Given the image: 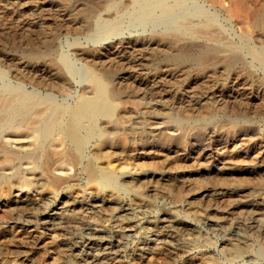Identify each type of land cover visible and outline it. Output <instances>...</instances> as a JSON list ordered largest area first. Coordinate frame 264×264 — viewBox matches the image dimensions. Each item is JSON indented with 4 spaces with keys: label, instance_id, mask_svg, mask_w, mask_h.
<instances>
[{
    "label": "rangeland",
    "instance_id": "obj_1",
    "mask_svg": "<svg viewBox=\"0 0 264 264\" xmlns=\"http://www.w3.org/2000/svg\"><path fill=\"white\" fill-rule=\"evenodd\" d=\"M53 1L0 0V93L20 92L23 88L19 87L23 86L25 89L21 91L22 93L27 92L32 96L37 93L35 94L36 97H44L45 95L47 97L52 96L57 101L71 102L79 94L82 85V83L75 81V78H80V75H74L68 67L71 62L80 68L81 73L88 76L87 78L95 75L101 76L103 70L107 69V64L108 67L110 64L113 67L115 63L120 62L123 57L120 56V53L121 55L128 54V52H121V49L127 48L125 50L130 51V44L127 42L132 38L146 36L153 29H165V25H154L155 23H150L146 28H143L139 23V25L127 26L129 29L124 27L126 29L123 28L103 38L101 43L107 45L106 48L94 50L91 53L87 52L88 55L91 54L89 57L85 53L87 48L89 46L88 50L98 48L100 43L93 42L86 37L88 33H74V31L64 28L62 24L69 17H65L63 12L59 20L56 17V2ZM169 1L174 3L175 0ZM183 1V7L186 5L184 3L188 4L183 13L171 15L178 21L177 24L183 20L186 21L183 25L182 23L179 24L180 27L178 28L186 31V33L196 32L197 37L191 38L192 43L203 45L218 43L217 47L223 49L226 47V50L231 52V56H237L239 63L236 62L233 64L234 66L231 65V70L229 66L224 67L220 62H217L216 65L219 66L220 70L216 69L217 66H215L205 79H200L201 76L193 71L190 72L189 76L186 73L184 75L180 73L178 76L176 74L175 76L169 75L170 77L165 74L166 76L163 75L165 78L157 82L156 66H158V62L161 63L163 56L153 57L152 50L146 47H142V51H132V54L126 55L121 61L126 60L125 64H128L127 61L135 64L133 69L135 66L136 68L134 71L132 69L133 73L130 72L131 69L127 68V71H119L120 75L118 74L120 77L124 73L125 79L123 77L118 79L121 81L119 85L125 88V93L119 94L118 97L123 98L120 99V102L119 100L113 102L114 107H116L112 113L113 117L116 116L115 113L119 109L117 107H121L123 102L125 104L124 108L119 109V112H124L121 113L123 118L118 122L123 124L118 127L121 133L118 132L119 135H115L112 145H101L97 141L107 134V131L113 129L111 128L113 127L112 124L104 118L103 121L107 124L102 121L98 123L102 126L97 124L99 134L94 136V139L90 138L86 143L80 154L81 162L76 163L75 166L71 165L70 173L68 172L69 169L63 171L65 176L59 173V170V172L53 171L51 166L47 164L43 147L45 142L42 143L43 146L37 149L39 153H37L36 165L39 166L35 171L32 170L33 163L28 166V163L23 160V164L20 160L14 161L12 170H5L4 168L3 171L0 169V264H264V59L261 56L264 51V0H223V2L219 0L217 4H222L224 7L218 6L216 2L207 3L205 0H190L191 3L189 0ZM230 6L233 8L237 6L234 12L238 10L237 13L240 14V17L236 16L237 14H232L233 12L231 13L233 8ZM193 7L200 10L193 9ZM120 12L122 13L123 10ZM250 14H253V17ZM129 16L132 17L131 13L125 14L126 18ZM249 17L252 18L251 22ZM255 17L256 19H254ZM260 21L262 22L260 23ZM258 23L260 24L259 27ZM205 26L210 28L206 29ZM20 28L22 29L20 30ZM40 28L45 29V31ZM46 29L49 31L46 32ZM210 29H214V31ZM10 32L11 34H9ZM18 33L24 34L18 35ZM27 33L28 35L31 34L32 37H27ZM45 33L53 34V49L55 50L53 56L57 58L55 60L59 61L58 63L62 60L68 61L66 66L72 74L69 84V88H71L62 92L65 93H61L62 97L60 95L61 90L50 88L52 91L49 92V88L43 85L44 79L45 82H48L57 77L56 71L47 65V60H29L27 58L29 54L27 50L38 38L47 35ZM210 34L215 36L212 38L213 41L207 37ZM10 35L11 38H9ZM244 41L247 42L244 43ZM22 45H25L27 50ZM78 45L79 47H77ZM81 45L82 47H80ZM115 46H118L119 51ZM144 49L146 50L144 51ZM146 51L150 54H148L149 56H147ZM81 53L84 54L81 55ZM113 55L115 58H112L111 63L110 57ZM132 55L135 56L133 60H131ZM85 56L89 59L83 58ZM106 57H108L107 62L106 59H103ZM94 58L100 59L98 62L96 61L98 64H93ZM114 59L116 60L114 61ZM100 61L102 64H99ZM97 66L98 68H96ZM94 70L95 75L93 74ZM30 71L32 72L30 73ZM140 71L142 72L140 73ZM151 73L152 75H149ZM42 74L46 76H42ZM67 75H69L68 72ZM100 76L97 77L100 78ZM193 76L197 77L194 78ZM189 79H192V84L189 83ZM35 81L37 82L35 83ZM38 81L41 83L38 84ZM84 81L83 84L88 83L87 79ZM167 82L168 84H166ZM138 86L139 90L137 89ZM146 88L147 90L153 88L150 89L151 91L155 88L156 96L154 97V91H152L153 95ZM135 89L137 90L135 91ZM129 99L130 102L136 101L142 104L135 108L133 103L129 102L130 104H128ZM179 118L185 121V123L183 122L184 129L178 128ZM10 120H13L12 116L3 120L2 124L6 122L3 125L0 122V134L6 129ZM229 120L233 122L231 123ZM128 127L131 130H127ZM132 128L136 130H132ZM184 130V133L187 132L186 134L183 133L185 139H176L178 137L176 135ZM190 130L191 132H189ZM124 131L127 132V134L125 132L126 135ZM131 131H133L132 134ZM128 134L129 136H127ZM138 135L141 137L139 138ZM150 135L154 137L151 138ZM128 137H131L129 138L131 140L128 141ZM170 137L171 141L169 140ZM6 139L7 142L8 140L14 141L12 143L9 141V144L5 146L6 148L0 150L20 147L24 154L30 151V148L24 147L27 145V139L17 138L18 141H16L15 138L11 139L9 136H6ZM40 159L41 161H39ZM99 162L102 164L101 166H99ZM87 163H94L95 176L86 170L85 165ZM103 163L107 166H103ZM107 163L110 164L109 167L111 168L108 167ZM113 163L115 165H112ZM19 167H22L23 171ZM43 167L46 168V171ZM7 170H11V173ZM49 171L54 177L60 176V181L55 182L51 179L53 176H50ZM73 171L76 173L73 174ZM16 174L18 177L15 176ZM15 177L18 181H14ZM97 180H101V182ZM61 183L63 184L61 185ZM30 203L33 204L29 205ZM58 220L60 225L54 223ZM67 247L69 248L67 249Z\"/></svg>",
    "mask_w": 264,
    "mask_h": 264
},
{
    "label": "bare ground",
    "instance_id": "obj_2",
    "mask_svg": "<svg viewBox=\"0 0 264 264\" xmlns=\"http://www.w3.org/2000/svg\"><path fill=\"white\" fill-rule=\"evenodd\" d=\"M56 3H55V8H56V17L59 18L60 20V17L61 15L63 14L64 12V15L65 17H69L68 20H65L64 24H62V26H64V28H67V30H71V31H74V33H79V34H86V37H88L90 40H93V42H98L100 43V47L98 48H91L93 50H88V47L87 48V52H93L94 50H102V49H105L107 45H102L101 43V40L103 38H106L107 36L115 33V32H118L120 31L121 29H123L124 27H127V26H133V25H136V24H140L141 26H143V28H146L147 25H149L150 23H155L154 25H157V24H163L165 25L164 26V30L163 29H153L152 32H148L149 34L146 35V36H143V37H135V38H132V40H130L129 43L130 44V51L128 50H125L127 48H120L121 46H119V48L121 49V52H128V54H132V51L133 52H136V51H139L142 49V47H146L148 49H151L153 53V57L154 56H163V59L161 61V63L158 62V66H156V71H155V74L157 75V82H159L160 80H162L163 78V75L167 74L168 76L169 75H172V76H175V74L178 76V74H182L184 75V73H186L188 76L190 75V72H193L195 71L196 73H198L201 78H206L208 77V73L211 71V70H214V67L217 66V62H220L222 64V66L226 67V66H234L233 64L238 62L239 60L236 58L237 56L233 57L231 56V52L229 53L228 50H226V47L225 49L221 48V47H217L218 46V43H214V45H203V44H195V43H192V37H197L196 36V32H188L186 33V31H182V29L180 30L178 27L179 24L182 25L186 22V21H181L179 22V24H177V20L173 17H171V15H176V13L180 14V13H183V11L185 10V7L186 5H188L187 3H184L186 5H184L185 7H183V2L181 0H175L173 1L174 3H171L169 0H54ZM53 1V2H54ZM182 3H181V2ZM190 1V0H189ZM193 1V0H192ZM190 1V3L192 2ZM207 3L210 2H216L219 3V0H205ZM223 2V0L221 1ZM220 2V3H221ZM201 4H203L202 2H200ZM205 3V4H207ZM225 3V2H224ZM196 4V3H195ZM213 4V3H212ZM226 4V3H225ZM190 5V4H189ZM193 5V4H192ZM218 5V4H217ZM219 5H222V4H219ZM218 5V6H219ZM231 5V4H230ZM59 6V7H58ZM191 6V5H190ZM198 6V5H196ZM200 6V5H199ZM204 6V5H203ZM224 7V5H222ZM226 6V5H225ZM228 6V5H227ZM221 7V6H220ZM233 8V6H230ZM237 8V6H235ZM235 7L232 9L233 11H231L232 14H237L236 16H239L240 17V14L236 12H234V9ZM196 9L197 7H193V9ZM198 9V8H197ZM231 9V8H230ZM240 9V8H239ZM260 9V8H259ZM123 12L121 13L120 11ZM200 10V9H198ZM99 11V14L97 15V12ZM230 11V10H229ZM55 12V11H53ZM255 12V10H254ZM127 13H131V16L132 17H125V14ZM230 13V14H231ZM55 14V13H53ZM52 14V17L54 16ZM239 14V15H238ZM24 15V14H23ZM25 16V15H24ZM128 16V15H127ZM235 16V18H236ZM242 16V15H241ZM250 16L253 17V14ZM255 16V15H254ZM257 16V15H256ZM39 17V16H38ZM54 17V18H56ZM191 17V16H190ZM234 17V16H233ZM260 17V16H259ZM42 18V17H41ZM57 18V20H58ZM202 18V17H201ZM64 19V18H62ZM94 19V20H93ZM216 19V18H215ZM240 19V18H238ZM252 19V18H251ZM250 17H249V21L251 20ZM256 19V17L254 18ZM253 19V20H254ZM260 19V18H259ZM54 20V19H53ZM56 20V19H55ZM176 20V21H175ZM186 20V19H185ZM242 20V19H241ZM252 20V21H253ZM263 20V19H262ZM135 21V22H134ZM232 21V20H231ZM236 21V20H235ZM60 22V21H59ZM134 22V23H133ZM207 22V21H206ZM209 22V21H208ZM211 22V21H210ZM233 22V21H232ZM251 22V21H250ZM255 22V21H254ZM253 22V24H254ZM259 22V21H258ZM262 21H260L261 23ZM51 23V22H50ZM62 23V21H61ZM238 23V22H237ZM46 24V23H45ZM56 24V23H55ZM138 24V25H139ZM189 24V23H188ZM191 24V23H190ZM6 25V24H5ZM244 25V24H243ZM246 25V24H245ZM258 27L260 26V24L258 23L257 24ZM263 25V24H262ZM261 25V26H262ZM14 26V25H13ZM22 26V25H21ZM207 26V25H206ZM206 29L210 28V27H206ZM218 26V25H217ZM252 26V25H251ZM264 26V25H263ZM12 27V26H11ZM10 27V28H11ZM24 27V26H23ZM48 27V26H46ZM50 27V26H49ZM54 27V26H53ZM157 27V26H155ZM191 27V26H190ZM248 28V26H245ZM255 27V26H254ZM5 28V26H4ZM15 28V27H13ZM27 28V27H26ZM32 28V27H30ZM29 28V30H31ZM51 28V27H50ZM49 28V29H50ZM128 28V27H127ZM133 28V27H132ZM142 28V29H143ZM150 28V27H148ZM204 28V29H205ZM244 28V27H242ZM261 28V27H260ZM1 29H2V26H1ZM6 29V28H5ZM18 29V28H17ZM22 28H20L21 30ZM35 29V28H34ZM33 29V30H34ZM42 29V28H40ZM49 29L47 30L46 29V32L49 31ZM126 29V28H124ZM129 29V28H128ZM127 29V30H128ZM203 29V30H204ZM205 29V30H206ZM212 29V28H211ZM210 29V30H211ZM16 30V29H15ZM45 31V29H42ZM50 30H53V29H50ZM134 30V29H133ZM140 30V29H139ZM246 30V29H245ZM263 30V29H262ZM1 31V30H0ZM11 32H14L12 30H9ZM26 31V30H24ZM40 31V30H38ZM136 31V29H135ZM211 31H214L211 30ZM210 31V32H211ZM242 31H244L242 29ZM248 31V30H247ZM256 31V30H255ZM264 31V30H263ZM7 32V31H6ZM11 32L9 34H11ZM18 32V31H17ZM22 32V31H21ZM28 32V31H27ZM35 32V30H34ZM53 33V31H51ZM57 32V31H56ZM131 32V31H130ZM134 32V31H133ZM141 32V31H140ZM147 32V31H146ZM209 32V33H210ZM218 32V31H217ZM220 32V31H219ZM25 33V32H24ZM24 33H20V34H24ZM29 33V32H28ZM27 33V35H28ZM32 33V31H31ZM40 33V32H39ZM50 33V34H47V35H42L41 38H38L37 41H35V43L27 50L25 45H22L25 47V49L27 50V53H29L27 55V58L29 60H47L49 67L54 69L56 71V78L52 81H48V82H45V79L43 80V85L44 86H47L50 90L49 92H51L52 90L51 89H58V90H61L60 92V95L62 97V94H65V93H62L64 92L65 90H67L69 88V84H70V77H71V72L74 73V75H77L79 74L80 75V78L77 79V77L75 78L76 82H79V83H82L81 87H80V90H79V94L76 95L75 97V100H72L71 102H66L65 100H61V101H57V99H55L54 97L52 96H45L44 97H36L35 94L37 93H34V96L30 95L29 93L25 92V93H22L21 91L23 89H25L23 86L22 87H19V88H23L20 92L19 91H8L6 93H0V112H2V114H0V122L2 124V121L5 120L8 116H12L13 120H10V122L6 125V129H4V131H2V133L0 134V149H4L5 146H7V144H9V141L8 142L6 141V136H9L11 139L15 138L16 141H18V139H21L23 140V138L27 139V145L25 144H22L24 147H27V148H30V151L26 152L24 154V152L22 151L23 149L22 148H18V147H15L17 149H12L9 148V149H6V150H0V159L2 158V161H0V169H11L14 167V161L16 160H20L22 162L25 161V163L27 162L28 163V166L30 163H33V166H32V170L35 171L36 169H38L36 165V160L38 158V154L39 153V150L37 152V149L42 145L43 142H45V145L43 146L44 147V156L46 158V160L49 162H47V164H49L51 166V168L53 169V171L56 170V172L58 171L59 173H61L62 175L63 174V171L64 170H68V172L70 171V167L71 165H74L76 163H80V154L82 153L86 143L89 141L90 138H93L94 136H97L99 134V132H97V124L98 123H101L100 121L102 122H105L103 121L104 118H106V121L111 123L113 127V129H111L109 132L107 131L105 135H103L101 137V139L97 140L99 141L98 143H100L101 145H105V144H109V145H112L111 143L113 142L114 143V137L115 135H119L118 132L120 130V128H118L120 125H123V124H120L118 123L119 121H121V119L123 118L121 116V113L123 111H120L119 112V109L121 110V107L124 108V104L125 102H123V104L121 105V107H117L119 108L118 111H116L117 113L115 117H113V110H115L116 107H114L113 105V102H115L116 100H119L120 102V99H123V98H119V94L121 92H124V89L122 85H119L121 81H119V79H121L123 77V74L122 76L119 77V71H124L126 70L127 68L130 70V72L132 71L133 69V66L135 64H131L130 62L127 61L128 64H125L126 60L125 61H121L123 60V58L126 57V55L128 54H124V55H121L120 53V56H123L122 59L120 60V62L118 61V63H115L114 61L116 59H114V66L111 67V64L110 66L108 67V64H107V69L103 70V73L102 75H97V76H100L97 77L95 75V70H94V75L95 76H92V77H89L87 78L88 76H86L84 73H81L80 71V68L76 67V65H73V64H69V69L71 72H69L68 68H67V62L68 61H65V60H62L60 61V63H58L55 58H54V54H55V50L53 49V34ZM73 33V32H72ZM137 33V32H136ZM145 33V32H144ZM212 33V32H211ZM237 33V32H236ZM16 34V33H15ZM18 33V35H20ZM34 34V33H33ZM37 34V33H35ZM41 34H43L41 32ZM78 34V35H79ZM134 34V33H133ZM31 34H29L27 37H29ZM131 35V34H130ZM139 35V34H138ZM215 35V33H214ZM4 36V35H3ZM17 36V35H16ZM26 36V35H25ZM36 36V35H35ZM55 36V35H54ZM136 36V35H135ZM236 36V35H235ZM242 36V35H241ZM244 36V35H243ZM246 36V34H245ZM260 36V35H259ZM12 36L10 35L9 38H11ZM18 37V36H17ZM24 37V36H23ZM32 36H30L31 38ZM34 37V36H33ZM37 37V36H36ZM39 37V36H38ZM111 37V36H110ZM207 37L209 38V40H212L213 41V34H210L209 36L207 35ZM258 37V36H256ZM255 37V38H256ZM29 38V40H30ZM129 38V37H128ZM243 38V37H242ZM13 39H14V35H13ZM20 39V38H19ZM31 39V40H33ZM100 39V40H99ZM206 39V38H205ZM22 40V39H20ZM129 40V39H127ZM126 40V41H127ZM195 40V39H194ZM215 40V39H214ZM255 40V39H254ZM253 40V41H254ZM259 40V39H258ZM261 40V38H260ZM12 41V40H11ZM14 41V40H13ZM24 41V40H23ZM57 41V40H56ZM125 41V42H126ZM197 41V40H196ZM200 41V40H199ZM211 41V42H212ZM217 41V40H216ZM20 42V41H19ZM17 42V43H19ZM27 41L25 40V43ZM29 42V41H28ZM33 42V41H32ZM118 42V40H117ZM215 42V41H214ZM247 42V41H246ZM244 41V43H246ZM250 42V41H249ZM261 42V41H260ZM263 42H264V39H263ZM57 43V42H56ZM89 43V42H88ZM113 43V42H112ZM110 43V44H112ZM206 43V42H204ZM235 43V42H234ZM16 44V42H15ZM21 44V43H19ZM24 44V43H23ZM59 44V43H58ZM75 44V42H74ZM81 44V43H80ZM209 44V43H208ZM251 44V43H250ZM248 44V45H250ZM262 44V43H261ZM260 44V45H261ZM30 45V44H29ZM73 45V43H72ZM76 45V44H75ZM83 45V44H82ZM82 45L80 47H82ZM118 45V44H116ZM128 45V44H126ZM216 45V46H215ZM220 45V44H219ZM242 45V44H241ZM264 45V44H263ZM13 46V45H12ZM112 46V45H111ZM221 46V45H220ZM225 46V45H224ZM240 46V45H239ZM243 46V45H242ZM246 46V45H245ZM244 46V47H245ZM252 46V45H251ZM254 46V44H253ZM19 47V46H17ZM28 47V46H27ZM79 47V45L77 46ZM94 47V46H92ZM110 47V46H109ZM117 47V50H118V46H115ZM114 47V48H115ZM123 47V46H122ZM125 47V46H124ZM256 47V46H255ZM13 48V47H12ZM85 48V47H84ZM112 48V47H111ZM129 48V47H128ZM239 48V47H238ZM237 48V49H238ZM254 48V47H253ZM18 49V48H17ZM24 49V50H25ZM59 49V48H58ZM81 49V48H80ZM246 49V48H245ZM259 49V48H258ZM264 49V48H263ZM116 50V49H115ZM146 49H144L145 51ZM78 51V50H77ZM81 51V50H80ZM80 51H79V55H80ZM119 51V50H118ZM117 51V52H118ZM142 51V50H141ZM140 51V52H141ZM143 51V52H144ZM233 51V50H232ZM236 51V50H235ZM238 51V50H237ZM250 51V50H249ZM255 51V49H254ZM25 52V51H24ZM147 52V56H149L150 54ZM145 52V53H146ZM150 52V51H149ZM234 52V51H233ZM251 52V51H250ZM95 53V52H94ZM138 53V52H137ZM144 53V54H145ZM238 53V52H237ZM243 53V52H242ZM252 53V52H251ZM84 53H81V55H83ZM93 54V53H92ZM113 54V53H112ZM119 54V52L117 53ZM115 54V55H117ZM136 54V53H134ZM133 54V55H134ZM139 54V53H138ZM141 54V53H140ZM149 54V55H148ZM250 54V53H248ZM253 54V53H252ZM76 55V53H75ZM86 55V54H85ZM94 55V54H93ZM132 55V56H133ZM142 55V54H141ZM233 55V53H232ZM255 56V54H253ZM257 55H258V52H257ZM67 56V55H66ZM87 56H91V54L88 55L87 53ZM83 57V58H86L87 60L89 59V57ZM95 56V55H94ZM106 56V55H105ZM118 56V55H117ZM131 56V55H130ZM221 56V57H220ZM239 56V55H238ZM242 56V55H241ZM251 56V55H250ZM249 56V57H250ZM260 56V55H259ZM263 59H264V51H263ZM23 57V55H22ZM114 57L111 56V63H112V58ZM138 57V56H137ZM152 57V56H151ZM256 57V56H255ZM24 58V57H23ZM79 58V57H78ZM82 58V57H81ZM80 58V59H81ZM92 58V57H91ZM107 58H103V59H106V62H107ZM115 58V57H114ZM117 58V57H116ZM129 58V57H128ZM127 58V59H128ZM131 58V57H130ZM135 58V56H133V58H131V60H133ZM148 58V57H147ZM150 58V57H149ZM157 58V57H156ZM243 58V57H242ZM254 58V57H253ZM258 58V57H257ZM77 59V58H76ZM95 59V58H94ZM141 59H142V56H141ZM240 59V58H239ZM61 60V59H59ZM68 60V59H67ZM92 60V59H90ZM100 60V59H98ZM98 60H94L95 62L93 64H96L98 62ZM118 60V59H117ZM155 60V59H154ZM153 60V61H154ZM157 60V59H156ZM244 60V59H243ZM257 60V59H256ZM255 60V61H256ZM262 60V58H261ZM26 61V60H25ZM84 61V60H82ZM97 61V62H96ZM105 61V60H104ZM109 61V60H108ZM137 61V59H136ZM139 61V60H138ZM151 61V60H150ZM249 61V60H248ZM91 62V61H90ZM89 62V64H90ZM140 62V61H139ZM142 62V61H141ZM246 62V61H245ZM260 62V61H258ZM264 62V61H263ZM36 63V62H35ZM45 63V62H44ZM78 63V62H76ZM88 63V62H86ZM102 64V61L99 62V64ZM134 63V62H133ZM136 63V62H135ZM145 63V62H144ZM147 63V62H146ZM150 63V62H149ZM239 63V62H238ZM15 64V63H14ZM42 64V63H41ZM98 64V63H97ZM106 64V63H104ZM148 64V63H147ZM146 64V65H147ZM261 64H262V61H261ZM33 65V64H32ZM126 65V66H125ZM128 65V66H127ZM154 65V64H153ZM152 65V66H153ZM257 65V64H256ZM12 66V65H11ZM31 66V64H30ZM36 66V65H35ZM46 66V64H45ZM43 65V67H45ZM78 66V65H77ZM85 66V65H83ZM89 66V65H87ZM86 66V67H87ZM91 66V64H90ZM89 66V67H90ZM93 66V65H92ZM99 66V65H98ZM98 66L96 68H98ZM141 66V64H140ZM148 66V65H147ZM264 66V65H263ZM243 67V66H242ZM262 67V66H261ZM16 68V67H15ZM33 70H34V67H32ZM31 68V69H32ZM38 68V67H37ZM40 68V67H39ZM92 68V67H91ZM100 68V66H99ZM106 68V67H105ZM136 68V66H135ZM134 68V69H135ZM151 68V66H150ZM247 68H251V67H247ZM264 68V67H263ZM47 69V68H46ZM90 69V68H89ZM101 69V68H100ZM133 69V71H134ZM216 69H219V66H217ZM230 69L232 70V67H230ZM234 69V67H233ZM236 71L237 68H235ZM239 69V68H238ZM242 69V68H241ZM240 69V70H241ZM246 69V68H245ZM28 70V69H27ZM40 70V69H39ZM43 70V69H42ZM41 70V72H42ZM86 70V69H85ZM91 70V69H90ZM99 70V69H98ZM102 70V69H101ZM128 70V71H129ZM149 70V69H148ZM155 70V69H154ZM220 70V69H219ZM226 70V69H224ZM251 70V69H250ZM249 70V71H250ZM253 70V69H252ZM261 70V69H260ZM44 71V70H43ZM89 71V70H87ZM127 71V70H126ZM132 71V73H133ZM138 72V70H136ZM147 71V70H146ZM150 71V70H149ZM218 71V70H217ZM229 71V70H228ZM29 72V71H28ZM32 71H30L31 73ZM40 72V73H41ZM48 72V71H47ZM67 72L69 73V75H67ZM93 72V71H92ZM91 72V74H92ZM142 71H140L141 73ZM213 72V71H212ZM215 72V71H214ZM219 72V71H218ZM226 72V71H225ZM135 73V72H134ZM139 73V72H138ZM146 73V72H145ZM217 73V72H216ZM234 73H235V70H234ZM237 73V72H236ZM239 73V71H238ZM243 73V72H242ZM240 73V74H242ZM247 73V72H246ZM245 73V74H246ZM250 73V72H249ZM17 74V73H16ZM19 74V73H18ZM34 74V72H33ZM32 74V75H33ZM35 74H38V73H35ZM53 74V72H52ZM55 74V73H54ZM90 74V76H91ZM119 74V75H118ZM194 74V73H193ZM218 74V73H217ZM227 74H229L227 72ZM29 75V73H28ZM27 75V76H28ZM48 75V74H47ZM130 75V74H129ZM128 75V76H129ZM139 75V74H138ZM149 75H152L149 74ZM192 75V74H191ZM26 76V77H27ZM34 76V75H33ZM42 76H46V75H43ZM53 76V75H51ZM50 76V77H51ZM55 76V75H54ZM131 76V75H130ZM166 76V75H165ZM198 76V75H197ZM197 76H193L194 78H196ZM238 76V75H237ZM22 77V76H20ZM31 77V76H30ZM28 77V78H30ZM36 77V75H35ZM40 77V76H39ZM170 77V76H169ZM199 77V76H198ZM232 77V76H231ZM242 77V76H241ZM119 78V79H118ZM124 78V77H123ZM128 78V77H127ZM130 78V77H129ZM176 78V77H175ZM192 78V77H191ZM38 79V78H36ZM40 79V78H39ZM51 79V78H49ZM88 81V83H85L83 84L86 80ZM116 79H118L116 81ZM125 79V78H124ZM140 79V78H139ZM146 79V78H145ZM149 79V77H148ZM153 79V78H152ZM159 79V80H158ZM177 79V78H176ZM182 79V78H181ZM33 80V78H32ZM31 80V81H32ZM48 80V79H47ZM127 80V79H126ZM132 80V79H131ZM134 80V79H133ZM166 80V79H165ZM170 80V78H169ZM168 80V81H169ZM172 80V79H171ZM174 80V79H173ZM172 80V81H173ZM179 80V79H178ZM177 80V81H178ZM183 80V79H182ZM198 80V79H197ZM30 81V79H29ZM40 81V80H39ZM38 81V84H40L41 82ZM123 83H124V80H122ZM129 81V80H128ZM151 81V80H150ZM164 81V80H163ZM162 81V82H163ZM210 81V80H209ZM207 81V82H209ZM223 81V80H222ZM237 81V80H236ZM33 82V81H32ZM37 81H35L36 83ZM126 82V81H125ZM132 82V81H131ZM130 82V83H131ZM153 82V81H152ZM155 82V80H154ZM166 82V81H165ZM179 82V81H178ZM204 82V81H203ZM206 82V81H205ZM239 82V81H238ZM26 83V82H25ZM29 83V82H28ZM127 83V82H126ZM125 83V84H126ZM177 83V82H176ZM189 83L192 84L193 81L192 79H189ZM6 84V83H5ZM30 84V83H29ZM124 84V85H125ZM134 84V82H133ZM157 84V83H156ZM164 84V83H162ZM168 84V82L166 83ZM175 84V83H174ZM173 84V85H174ZM186 84V83H185ZM35 85V84H33ZM72 85V84H71ZM127 85V84H126ZM131 85V84H130ZM171 85V84H170ZM195 85V84H194ZM6 86V85H5ZM11 86V85H10ZM38 86V85H36ZM35 86V87H36ZM40 86V85H39ZM42 86V85H41ZM134 86V85H132ZM136 86V84H135ZM166 86V85H165ZM202 86V85H201ZM205 86V85H204ZM32 87V86H31ZM160 87V86H159ZM164 87V86H163ZM169 87V86H168ZM191 87V86H190ZM189 87V88H190ZM199 87V86H198ZM244 87V86H243ZM16 88V87H15ZM34 88V87H33ZM51 88V89H50ZM71 88V87H70ZM69 88V89H70ZM135 88V87H134ZM139 88V86L137 87V89ZM7 89V88H6ZM17 89V88H16ZM28 89V88H27ZM47 89V88H46ZM135 89V91L137 90ZM150 89H153V88H150ZM146 90L147 91H151V90ZM182 89V88H181ZM185 89H187L185 87ZM197 89V88H196ZM4 90V89H3ZM2 90V91H3ZM33 90V89H32ZM38 90V89H37ZM40 90V89H39ZM73 90V89H71ZM70 90V91H71ZM139 90V89H138ZM145 90V91H146ZM154 90H156L154 88ZM152 90V91H154ZM25 91V90H24ZM23 91V92H24ZM45 91V90H44ZM134 91V90H133ZM144 91V90H143ZM152 91L150 93H152ZM182 91V90H181ZM1 92V91H0ZM72 92V91H71ZM74 92V91H73ZM159 92V90H158ZM157 92V93H158ZM174 92V91H173ZM194 92V91H193ZM206 92V91H205ZM232 92V91H231ZM31 93V92H30ZM43 93V92H42ZM62 93V94H61ZM68 93V92H67ZM66 93V94H67ZM125 93V92H124ZM135 94V92H133ZM137 93V92H136ZM155 95H154V94ZM152 94L154 95V97L156 96V92L154 91ZM195 93V92H194ZM204 93V92H202ZM210 93V92H209ZM52 94V93H51ZM56 94V93H55ZM146 94V93H145ZM149 94V93H148ZM173 94V93H172ZM188 94V92H187ZM201 94V93H200ZM206 94V93H205ZM204 94V95H205ZM40 95V94H39ZM43 95V94H42ZM58 95V94H57ZM142 95V94H141ZM159 95V94H158ZM203 95V96H204ZM64 96V95H63ZM147 96V95H146ZM151 96V94H150ZM202 96V95H201ZM224 96V95H223ZM59 97V96H58ZM65 97V96H64ZM127 97V96H126ZM130 97V96H129ZM227 97V96H226ZM150 98V97H149ZM196 98V97H195ZM222 98V97H221ZM131 99V98H130ZM130 99L128 101V104L130 103H133V106L136 108L138 106H140V104L142 103H139V102H130ZM174 99V98H173ZM125 100V99H124ZM135 100V98H134ZM140 100V99H139ZM160 100V99H159ZM164 100V99H163ZM192 100V99H191ZM198 100V99H197ZM138 101V100H137ZM141 101V100H140ZM220 101V100H219ZM130 102V103H129ZM142 102V101H141ZM186 102V101H185ZM188 102V101H187ZM201 102V101H200ZM199 102V103H200ZM215 102V101H214ZM218 102V101H217ZM242 102V101H241ZM157 103V102H156ZM213 103V102H212ZM211 103V104H212ZM219 103V102H218ZM220 103H222L220 101ZM219 103V104H220ZM239 103V102H238ZM16 104V106H15ZM118 104V103H117ZM165 104V103H164ZM170 104V103H169ZM186 104V103H185ZM184 104V105H185ZM193 104V103H191ZM197 104V103H196ZM203 104V103H201ZM200 104V105H201ZM217 105V103H214ZM181 105V104H180ZM213 106V105H211ZM155 107V106H153ZM152 107V108H153ZM161 107V106H160ZM177 107V106H176ZM185 107V106H183ZM193 107V106H192ZM243 107V106H242ZM114 108V109H112ZM178 108V107H177ZM187 108V107H186ZM196 108V107H195ZM212 108V107H210ZM215 108V106H214ZM213 108V109H214ZM185 109V108H184ZM191 109V108H190ZM218 109V108H217ZM223 109V108H222ZM124 110V109H123ZM146 110V108H145ZM148 110V109H147ZM158 110V109H157ZM210 110V109H209ZM224 110V109H223ZM151 111V109H150ZM154 111V110H153ZM211 111V110H210ZM214 111V110H213ZM218 111V110H216ZM124 113V112H123ZM122 113V114H123ZM114 114V115H115ZM180 114V113H179ZM124 116V115H123ZM127 117V116H126ZM125 117V118H126ZM145 117V116H144ZM155 118V117H154ZM153 118V119H154ZM171 118V117H170ZM143 119V117H142ZM145 119V118H144ZM149 119V118H148ZM209 119V118H208ZM105 120V119H104ZM126 121V120H125ZM231 121V120H229ZM124 122V121H123ZM155 122V121H154ZM159 122V121H158ZM175 122V121H174ZM183 122L185 123V121H183L182 119L179 118V123L177 124L178 125V128L179 129H184V126H183ZM217 122V121H216ZM233 121H231L232 123ZM234 122H236L234 120ZM6 123V122H5ZM3 123V124H5ZM108 123V124H109ZM125 123V122H124ZM156 123V122H155ZM187 123V122H186ZM239 123H241L239 121ZM238 123V124H239ZM2 124V125H3ZM105 124H107L105 122ZM134 124V123H133ZM149 124V123H148ZM99 125V124H98ZM101 125V124H100ZM99 125V126H100ZM118 125V126H117ZM147 125V124H146ZM171 125V124H170ZM173 125V124H172ZM171 125V126H172ZM176 125V124H175ZM174 125V126H175ZM193 125V124H192ZM224 125V124H223ZM235 125V124H234ZM1 126V125H0ZM102 126V125H101ZM109 126V125H108ZM173 126V127H174ZM191 126V125H190ZM195 126V125H194ZM193 126V127H194ZM201 126V125H200ZM226 126V125H225ZM3 127V126H2ZM135 127V126H134ZM137 127V126H136ZM135 127V128H136ZM233 127V126H231ZM238 127V125H237ZM5 128V127H4ZM104 128V127H103ZM110 128V127H109ZM122 128V127H121ZM125 128V127H124ZM134 128V129H135ZM165 128V127H164ZM177 128V127H176ZM175 128V129H176ZM192 128V126L190 127ZM198 128V127H197ZM236 128V127H235ZM105 129V128H104ZM130 127H128L127 130H129ZM132 128V130H134ZM174 129V130H175ZM187 129V127H186ZM185 129V130H186ZM189 129V128H188ZM220 129V128H219ZM218 129V130H219ZM131 130V129H130ZM136 130V129H135ZM164 130V129H163ZM172 130V129H171ZM178 130V129H177ZM176 130V131H177ZM185 130L182 132V133H179L178 137H176V139L180 140L181 138H183V135L186 134L184 133ZM194 130V128H193ZM201 130V129H200ZM102 131V130H101ZM161 131V130H160ZM173 131V130H172ZM199 131V130H198ZM126 131H124V134H125ZM133 131H131V134H132ZM156 132V131H155ZM180 132V131H179ZM191 132V130L189 131ZM232 132V131H231ZM121 133V132H119ZM160 133V132H159ZM184 133V134H183ZM127 134V132H126ZM125 134V135H126ZM151 134V133H150ZM190 134V133H189ZM201 134V133H200ZM208 134V133H207ZM116 135V136H117ZM123 135V134H122ZM136 135V134H135ZM144 135V134H143ZM142 135V136H143ZM157 136V133L155 134ZM171 135V134H170ZM188 135V134H187ZM192 135V134H191ZM194 135V133H193ZM124 136V135H123ZM129 136V134L127 135ZM139 136V135H138ZM151 136V135H150ZM149 136V137H150ZM134 137V136H133ZM132 137V138H133ZM141 136H139L140 138ZM145 137V135H144ZM154 137V136H151V138ZM18 138V139H17ZM131 137H128V141L131 140L129 139ZM169 138V137H168ZM94 139V138H93ZM118 139V138H117ZM116 139V140H117ZM147 139V138H146ZM150 139V138H148ZM185 138H183L184 140ZM188 139V138H187ZM137 140V139H136ZM167 140V139H166ZM171 141V137L169 139ZM182 140V141H183ZM14 141V140H13ZM13 141H10L11 143ZM96 141V142H97ZM140 141V140H139ZM146 141V140H145ZM162 141V140H161ZM176 141V140H175ZM20 142V141H19ZM120 142V141H119ZM131 142V141H130ZM128 142V143H130ZM158 142V141H157ZM216 142V141H215ZM97 143V144H98ZM125 143V142H123ZM172 143V142H171ZM180 143V142H179ZM182 143V142H181ZM6 144V145H5ZM96 144V143H95ZM121 144V143H119ZM21 145V147H22ZM118 145V144H117ZM20 146V144H19ZM88 146V145H87ZM106 146V145H105ZM114 146V145H113ZM95 147V145H94ZM6 148V147H5ZM96 148V147H95ZM102 148V147H101ZM105 148V147H104ZM113 148V147H111ZM110 149V148H109ZM28 150V149H27ZM42 150V149H40ZM100 150V149H99ZM184 150V149H183ZM86 151V150H85ZM95 151V150H94ZM103 151V150H102ZM106 151V150H105ZM96 152V151H95ZM97 152H100V151H97ZM115 152V151H114ZM122 152V151H121ZM129 152V151H128ZM101 153V152H100ZM103 153V152H102ZM124 153V152H122ZM87 154V153H86ZM95 154V153H94ZM40 155V154H39ZM106 155V154H105ZM100 156H103V155H100ZM206 156V155H205ZM84 157V156H83ZM204 158V157H203ZM121 159V158H120ZM122 160V159H121ZM41 161V159L39 160ZM38 161V162H39ZM42 161H43V158H42ZM117 161V160H115ZM176 161V160H175ZM44 162V161H43ZM98 162V160H97ZM96 162V163H97ZM111 162V161H110ZM109 162V163H110ZM118 162V161H117ZM116 162V163H117ZM42 163V162H41ZM106 163V162H105ZM107 163L108 164V167L110 166V164L112 163ZM115 163V162H114ZM112 164V165H115V164ZM176 163V162H175ZM20 164V162H19ZM18 164V165H19ZM23 164V162L21 163ZM43 164V163H42ZM94 164V163H93ZM92 163H87L85 165V168L86 170L89 172V174L91 175H94V172H96L94 170V166ZM99 166H101L102 164L99 162ZM174 164V163H173ZM27 165V164H25ZM98 165V164H96ZM111 165V166H112ZM175 165V164H174ZM31 166V165H30ZM49 166V167H50ZM84 166V165H83ZM82 166V167H83ZM103 166H107L106 164L103 163ZM18 167V166H17ZM27 167V166H26ZM45 167V166H44ZM43 169L45 170L46 168ZM113 167V166H112ZM119 167V166H117ZM116 167V168H117ZM179 167V166H178ZM22 169L23 171V168L22 167H19ZM18 168V169H19ZM30 168V167H29ZM103 168V167H102ZM106 168V167H105ZM111 168V167H109ZM121 168V167H120ZM174 168H176L174 166ZM223 168V167H221ZM73 169V168H71ZM220 169V168H219ZM218 169V170H219ZM224 169V168H223ZM228 169V168H227ZM11 170H7V171H11ZM50 170V169H49ZM75 170V169H74ZM118 170V168H117ZM222 170V169H221ZM4 171V170H3ZM21 171V170H20ZM21 171V172H22ZM30 171V170H29ZM39 172V170H37ZM41 171V170H40ZM46 171V170H45ZM72 171V170H71ZM98 171V170H97ZM116 171V169H115ZM6 172V171H5ZM32 172V171H31ZM37 172V173H38ZM50 172V171H49ZM218 172V171H217ZM4 173V172H3ZM11 173V172H10ZM52 172H50L51 174ZM70 173V172H69ZM76 171L74 172L73 171V174H75ZM78 173V172H77ZM80 173V172H79ZM103 173V172H102ZM45 174V173H44ZM47 174V173H46ZM54 174V173H53ZM83 174V173H82ZM96 174V173H95ZM98 174V173H97ZM32 175V174H31ZM4 176V175H3ZM14 176V175H13ZM12 176V177H13ZM15 176L18 177V175L16 174ZM34 176V174H33ZM32 176V177H33ZM42 176V175H41ZM50 176H53L52 174ZM48 176V177H50ZM65 176V175H64ZM63 176V177H64ZM77 176V174H76ZM95 176V175H94ZM15 177L14 181H18L16 180ZM60 177V176H59ZM57 177V176H53V179L55 182L57 181H60V178ZM67 177V176H66ZM75 177V176H74ZM91 177V176H90ZM96 177H98L96 175ZM107 177V176H106ZM40 178V177H39ZM104 178V177H103ZM30 179V177H29ZM28 179V180H29ZM47 179V178H46ZM45 179V180H46ZM50 179V180H51ZM67 179V178H66ZM76 179V177H75ZM91 179V178H90ZM89 179V180H90ZM182 179V178H181ZM180 179V180H181ZM26 180V179H25ZM37 180V179H36ZM44 180V179H43ZM42 180V181H43ZM51 180V181H53ZM93 180V179H92ZM108 180V179H107ZM177 180V179H176ZM186 180V179H185ZM65 181V180H64ZM70 181V180H69ZM97 181H100L101 180H97ZM112 181V180H111ZM169 181V180H168ZM10 182V181H9ZM26 182V181H25ZM30 182V181H29ZM45 182V181H44ZM49 182V181H48ZM54 182V183H55ZM67 182V181H66ZM104 182H106L104 180ZM113 182V181H112ZM42 184V182H39ZM53 183V185H54ZM65 183V182H63ZM61 183V185L63 184ZM70 183V182H69ZM88 183V182H87ZM171 183V182H170ZM27 184V183H26ZM40 184V185H41ZM56 184V183H55ZM60 185V183H58ZM180 184V183H179ZM8 185V184H7ZM18 185V184H17ZM39 185V184H38ZM58 185V186H59ZM111 185V184H110ZM57 186V185H56ZM57 186V187H58ZM102 190V188H101ZM214 193V192H213ZM139 196V195H138ZM109 197V196H108ZM225 197V196H224ZM231 198V197H230ZM27 199V198H26ZM30 202V201H29ZM33 202V201H32ZM27 203V202H26ZM44 203V202H43ZM116 203V202H115ZM33 204V203H32ZM31 203L29 205H32ZM38 204V203H37ZM40 204V203H39ZM38 204V205H39ZM28 205V203H27ZM252 214V213H251ZM132 216V215H131ZM70 217V216H69ZM117 219V218H116ZM121 221V220H120ZM53 222V221H51ZM61 222V221H60ZM87 222V221H86ZM179 222V221H178ZM57 224L60 225L59 223V220L57 222H54ZM63 223V222H62ZM167 223V222H166ZM170 223V222H169ZM66 224V223H65ZM86 224V223H85ZM248 224V223H247ZM52 225V224H51ZM55 225V224H54ZM88 225V224H87ZM162 225V224H161ZM160 225V227H161ZM165 225V224H163ZM174 225V224H173ZM45 226V225H44ZM64 226V225H63ZM122 226V225H121ZM170 226V225H169ZM91 227V226H90ZM172 227V226H171ZM62 228H65V227H62ZM86 228V227H85ZM255 228V227H254ZM165 229V228H164ZM182 229V228H181ZM98 230V229H97ZM187 230V229H186ZM92 231V230H90ZM256 231V230H255ZM88 233V232H87ZM91 233V232H89ZM93 234V233H92ZM91 234V236H92ZM240 234V233H239ZM59 235V234H58ZM83 235V234H82ZM96 235V234H95ZM94 235V236H95ZM103 235V234H102ZM88 236V234H87ZM90 236V237H91ZM101 236V235H100ZM108 236V235H106ZM241 236V235H240ZM89 237V238H90ZM93 237V236H92ZM96 237V236H95ZM106 238V237H105ZM161 240V239H160ZM67 241V240H66ZM123 241V240H122ZM156 241V240H155ZM239 241V240H238ZM75 242V241H74ZM73 242V243H74ZM78 242V241H77ZM115 243V242H114ZM67 245V244H66ZM66 245H64L66 247ZM89 245V244H88ZM72 246V245H71ZM70 247V246H69ZM67 247V249L69 248ZM112 247V246H111ZM71 249V248H70ZM112 250L114 248H111ZM120 250V249H119ZM107 251V250H106ZM105 251V252H106ZM104 252V251H103ZM102 252V253H103ZM21 253V252H20ZM145 253V252H144ZM105 254V253H104ZM103 255V254H102ZM111 255V254H110ZM154 255V254H153ZM149 256V255H148ZM92 257V256H91ZM102 257V256H101ZM108 257V256H107ZM106 257V258H107ZM95 258V256H94ZM93 258V259H94ZM99 258V257H98ZM114 258H115V255H114ZM113 258V259H114ZM148 258V257H147ZM109 259V258H108ZM106 259V260H108ZM96 260V259H95ZM102 260V258H101ZM89 261V260H88ZM87 261V262H88ZM104 261V260H103ZM102 261V262H103ZM85 262V261H84ZM94 262V261H93ZM92 262V263H93ZM100 262V261H98ZM101 262V263H102ZM107 262V261H106ZM91 264V263H90ZM99 264V263H98Z\"/></svg>",
    "mask_w": 264,
    "mask_h": 264
}]
</instances>
